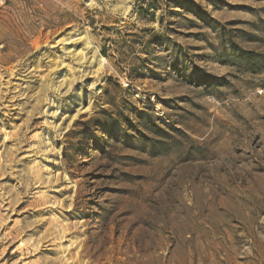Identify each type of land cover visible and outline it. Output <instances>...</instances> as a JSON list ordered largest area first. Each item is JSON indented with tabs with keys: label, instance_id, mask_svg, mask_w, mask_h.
Listing matches in <instances>:
<instances>
[{
	"label": "rangeland",
	"instance_id": "1",
	"mask_svg": "<svg viewBox=\"0 0 264 264\" xmlns=\"http://www.w3.org/2000/svg\"><path fill=\"white\" fill-rule=\"evenodd\" d=\"M0 264H264V0H0Z\"/></svg>",
	"mask_w": 264,
	"mask_h": 264
}]
</instances>
